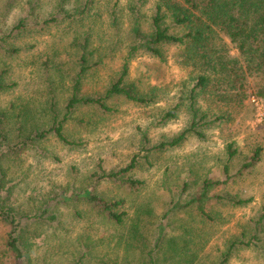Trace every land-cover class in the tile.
<instances>
[{
  "label": "rangeland",
  "instance_id": "rangeland-1",
  "mask_svg": "<svg viewBox=\"0 0 264 264\" xmlns=\"http://www.w3.org/2000/svg\"><path fill=\"white\" fill-rule=\"evenodd\" d=\"M60 1L0 0V76L10 85L0 91V110L6 114L0 138V212L18 224L25 263L221 264L235 243L225 264H264V71L246 73L235 85L222 83L201 64L187 62L184 47L167 46L165 60L139 55L130 62L128 83L144 94L153 91L152 104L114 98L108 102L113 113L79 111L75 117L86 113L91 122L80 125L74 117L65 125L75 147L52 133L30 141L27 137L52 127L53 101L63 114L84 32L91 38L89 51L96 50L92 62L102 59L84 81L86 94L102 95L117 79L132 40L129 0H99L81 22L59 17ZM157 1L149 0L143 10L146 31ZM115 5L116 27L110 16ZM73 6L74 0L67 1L68 9ZM54 16L56 24H44ZM166 25L171 33L182 31L169 18ZM216 31L219 56L238 58L235 45ZM200 74L211 77L208 91L197 98L210 123L200 129L203 137L190 132L180 145L154 150L190 128L187 96ZM177 104L176 117L163 119ZM228 144L237 150L229 177L223 171ZM257 148L260 161L241 172ZM134 158L136 168L125 176L144 181L139 189L101 178ZM204 179L225 182L209 193L213 198L205 210L211 219L193 206L182 207L199 196ZM85 190L124 199V223L113 224L96 205L70 198ZM229 197L244 204H231ZM9 231L0 214V264H13Z\"/></svg>",
  "mask_w": 264,
  "mask_h": 264
},
{
  "label": "trees",
  "instance_id": "trees-1",
  "mask_svg": "<svg viewBox=\"0 0 264 264\" xmlns=\"http://www.w3.org/2000/svg\"><path fill=\"white\" fill-rule=\"evenodd\" d=\"M67 1L61 0L57 6H60L59 17L65 21L81 22L80 19L96 5L99 0H74V6L70 10L66 7ZM149 0H129L128 11L130 12L131 43L121 68L120 74L113 81L102 95L86 94L84 92V81L87 79L96 66L102 62L101 58H95L96 50L89 51L90 36L87 32L83 33V43H79L82 53L77 62L78 70L72 77L69 86V95L65 105L62 107L63 114L60 115L56 109L55 101L51 105L52 127L49 130L38 131L35 136L27 137L30 141L46 138L53 134L64 145L75 147L78 144L71 141L65 134L66 124L74 119L81 110L98 109L103 113H113L115 108L109 105V101L114 98H125L138 105H149L155 101L153 91L143 93L132 83H128L130 71V62L139 55H150L160 60H165V50L167 46L184 47L185 60L195 61L201 64L207 70L218 75V80L222 83L235 85L238 78L246 73L264 71V0H158L155 4V13L151 17L150 28L146 31L143 27V10ZM115 5L110 12L112 23L115 27L118 25V16H116ZM170 19L172 26L180 28V34L170 32V27L166 25V19ZM77 19V20H76ZM58 17H52L44 21L45 25L56 24ZM64 21V22H65ZM21 22L18 28H22ZM216 28L223 32L239 52L238 58H227L218 54L214 49V38L217 36ZM241 60L243 65H239ZM239 65V68L237 69ZM211 77L207 74H200L196 83L188 92L187 109L191 117V125L188 130L183 131L176 137L163 141L155 146L154 150H166L180 145L188 133L193 132L199 137H203L200 129L207 124V114L201 113L197 98L200 94L208 91ZM10 88L3 76H0V91ZM181 105L172 107L163 117V119H172L176 117ZM6 114L0 110V138H2L3 125L5 124ZM221 119L222 116H217ZM80 125H88L91 120L86 113L81 117H75ZM146 139V135H143ZM237 154L233 144L227 145V163L223 171L225 176L229 177V163ZM261 148L254 151L253 156L241 168L242 171L253 168L259 161ZM136 168V158L130 165L120 171H113L101 175L102 179L113 180L129 187L131 190H137L144 185V181L125 176ZM1 183V180H0ZM225 182L212 181L204 179L202 190L197 198L182 206L183 208L193 206L198 210L201 217L211 219L206 212L205 204L212 199L210 191L214 187ZM72 200H80L87 204L96 205L107 219L113 224L122 225L128 213L122 210L125 205L124 199H106L90 191L75 193L70 197ZM230 199V200H229ZM231 204H244L242 200L228 198ZM237 201V202H236ZM180 207V206H179ZM4 220L9 223L10 231L7 236V248L13 264H26L25 252L20 246L21 236H19L16 220L10 214H2ZM79 215V214H78ZM54 219V217H49ZM162 229V228H161ZM160 229V232H161ZM237 244H231L228 250L221 257V264L229 261V258Z\"/></svg>",
  "mask_w": 264,
  "mask_h": 264
},
{
  "label": "built area",
  "instance_id": "built-area-1",
  "mask_svg": "<svg viewBox=\"0 0 264 264\" xmlns=\"http://www.w3.org/2000/svg\"><path fill=\"white\" fill-rule=\"evenodd\" d=\"M253 101H254V102H257V104L259 103V101H257L255 98H253Z\"/></svg>",
  "mask_w": 264,
  "mask_h": 264
}]
</instances>
